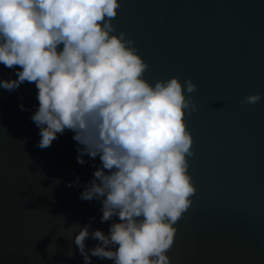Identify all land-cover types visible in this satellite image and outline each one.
Returning <instances> with one entry per match:
<instances>
[{
	"label": "water",
	"instance_id": "water-1",
	"mask_svg": "<svg viewBox=\"0 0 264 264\" xmlns=\"http://www.w3.org/2000/svg\"><path fill=\"white\" fill-rule=\"evenodd\" d=\"M119 2L112 23L149 65L143 78L196 85L185 93L196 111L184 116L195 193L174 225L172 264H264V0ZM8 78L15 74L0 64V79ZM36 91L27 81L0 89V264H82L73 223L95 217L89 231L105 234L112 223L100 222L99 201L78 198L99 157L78 164L67 129L50 147L36 146L39 129L29 119ZM255 93L259 101L244 102ZM76 176L79 184L66 186Z\"/></svg>",
	"mask_w": 264,
	"mask_h": 264
},
{
	"label": "clouds",
	"instance_id": "clouds-1",
	"mask_svg": "<svg viewBox=\"0 0 264 264\" xmlns=\"http://www.w3.org/2000/svg\"><path fill=\"white\" fill-rule=\"evenodd\" d=\"M120 6L119 0H0V64L15 74L0 79V89L34 82L38 103L29 119L39 129L37 147H50L67 129L78 164L99 157L78 198L99 201L100 222L112 223L107 234L89 231L95 217L73 223L82 264H92V257L172 264L174 225L195 193L184 116L196 111L185 95L196 85L175 76L154 83L143 78L149 65L112 23ZM260 99L255 93L244 102ZM18 108L26 110L23 103ZM77 184L79 176L66 182ZM89 238L97 243L86 248ZM66 255H75L71 247Z\"/></svg>",
	"mask_w": 264,
	"mask_h": 264
}]
</instances>
